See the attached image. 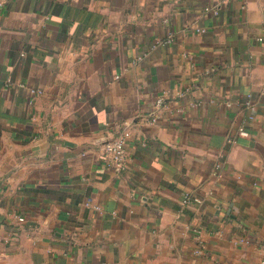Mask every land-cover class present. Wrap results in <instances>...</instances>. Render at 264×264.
Wrapping results in <instances>:
<instances>
[{
	"label": "crops",
	"instance_id": "obj_1",
	"mask_svg": "<svg viewBox=\"0 0 264 264\" xmlns=\"http://www.w3.org/2000/svg\"><path fill=\"white\" fill-rule=\"evenodd\" d=\"M0 264H264V0H0Z\"/></svg>",
	"mask_w": 264,
	"mask_h": 264
},
{
	"label": "built area",
	"instance_id": "obj_2",
	"mask_svg": "<svg viewBox=\"0 0 264 264\" xmlns=\"http://www.w3.org/2000/svg\"><path fill=\"white\" fill-rule=\"evenodd\" d=\"M259 39H262L261 37ZM163 103V98L158 97L155 101V107H160ZM155 116L153 120H155ZM129 132L127 130H121L118 134L108 135L105 134L102 138V151L103 160L105 165L116 171L123 168L125 161V144L129 137ZM190 194L185 193L183 196V203H188L190 200Z\"/></svg>",
	"mask_w": 264,
	"mask_h": 264
}]
</instances>
